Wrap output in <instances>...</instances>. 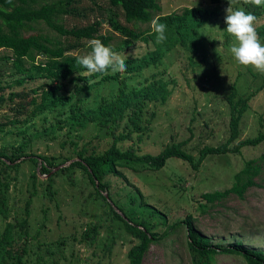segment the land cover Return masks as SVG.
Masks as SVG:
<instances>
[{
	"label": "rangeland",
	"instance_id": "rangeland-1",
	"mask_svg": "<svg viewBox=\"0 0 264 264\" xmlns=\"http://www.w3.org/2000/svg\"><path fill=\"white\" fill-rule=\"evenodd\" d=\"M159 2V13L217 3L211 0ZM76 5L82 14H63L61 20L66 26L86 24L97 18L101 31L114 34L112 42L117 44L114 52L130 57L149 48L141 39L123 44V35L111 28L107 18L117 11L120 21L137 31L148 28L151 21L127 22L108 0H80ZM218 5L221 8L218 16L198 26L200 37L194 50L177 44L158 63L138 71L121 73L109 68L104 73H94L87 80L67 78L63 81V92H74L86 106L94 107L104 98H113L122 82L140 86L152 78L166 80L170 94L165 102L147 106V120L143 119L146 127L134 132L133 139L118 140L121 147L130 145L143 152L155 153L166 143L181 140L183 148L197 156L203 144L226 141L230 118L226 94L232 83L238 94L249 95V98L240 118L239 135L229 144L264 130V74L251 66L240 65L233 58L230 47L235 38L226 32L225 9L230 5L233 10H245L249 4H244L243 0H220ZM249 12L256 17L254 27L264 45V31L257 29L264 25V6ZM39 26L57 35L43 22L36 27ZM0 51L11 53L6 48ZM89 51L85 45L70 50L80 55ZM10 63L9 58L0 59L3 84L13 78L5 71ZM82 73L90 74L87 70ZM25 84L29 94L37 96L38 92L31 91L36 82ZM15 100L16 104L11 101L0 107V148L16 145L24 136H31L26 154L48 155L54 164L50 174L40 172L41 159L36 162L31 155H21L18 162L8 168L9 214L6 218L0 216V232L7 220L20 219L28 207V251L24 254V264H127V250L138 238L126 230L115 210L123 214V218L135 221L144 218L154 224L152 229L158 233L190 212L196 227L208 235L213 244L240 241L244 246L264 252V160L261 157L264 140L245 144L239 152L208 154L197 168L177 156L168 157L159 168H147L139 162L122 163L119 174L108 173L102 179L106 189L97 190L84 168L71 162L78 157L77 153L100 152L106 148L112 140L108 129L90 121L74 130H68L65 125L56 127L53 136L42 134L40 129L61 116L68 104L30 115L29 106L26 110L17 109L26 99ZM249 158L262 162L260 173L254 177L260 184L249 186L242 197L230 194L202 208L200 193L229 186L234 173ZM49 178L52 179L51 197L47 191ZM186 239L184 227L163 235L149 245L142 264H196L190 257ZM211 264L248 263L240 254L219 252L213 255Z\"/></svg>",
	"mask_w": 264,
	"mask_h": 264
},
{
	"label": "trees",
	"instance_id": "trees-1",
	"mask_svg": "<svg viewBox=\"0 0 264 264\" xmlns=\"http://www.w3.org/2000/svg\"><path fill=\"white\" fill-rule=\"evenodd\" d=\"M79 1L0 0V48L11 51L10 54L0 51V59L9 58L11 60L5 71L8 77L13 76L10 82L4 84L2 83L4 78L0 77V107L11 101L16 104L15 99L20 101L25 98L26 101L20 102L17 109L21 110L29 106L27 113L35 115L67 103L68 106L62 111L61 116L55 117L53 121L40 129L42 134L51 133L50 136L54 135L56 127L61 128L65 125L68 130H74L86 126L90 121H96L101 127L108 129L112 140L106 148L100 152L92 150L88 153H77L78 157L71 162V164L84 168L97 190L106 189L102 179L108 173L119 174V166L122 163L139 162L147 168H159L165 164L168 157L177 156L188 161L192 168H197L208 154L239 152L245 144H257L264 140V130H261L253 136L238 138L233 144H229L239 135L240 118L248 105L249 98V95L238 94L236 85L232 83L226 94L230 107L229 137L226 141L218 144H203L198 149L197 156L185 150L181 140L166 143L155 153L138 151L130 145L121 147L118 140L136 137L134 132L142 131L146 127L143 119L147 120L145 116L149 110L147 106L152 103L165 102L170 94V88L168 82L162 78H152L140 86H128L122 82L113 98H104L94 107L86 106L74 92H63L65 79L87 80L93 76V74L82 73L86 69L76 62V57L81 55L70 52L71 48L85 45L91 50L88 43L93 38L101 40L113 51L117 48V44L112 42L114 34L101 31V23L97 18L81 25L66 26L63 23L61 17L65 13L82 14V10L76 5ZM211 1L217 3L212 6L201 4L184 6L180 12L159 13L161 9L159 0H108L122 13L127 22L151 21L159 17V22L167 26V39L162 43H157L156 35L149 34L150 26L137 31L120 21L117 11L107 18L111 28L123 35V44L141 39L150 45L144 53L126 57L125 72L138 71L158 63L164 54L177 44L194 50L197 39L200 37L198 26L216 18L220 12L221 8L218 5L220 0ZM254 8L255 6L248 5L245 11L250 13L249 10ZM40 22L55 30L57 35L43 31L40 26L36 27ZM257 29L263 32L264 25H260ZM69 37L72 39L69 40ZM82 39L87 42H82ZM106 76L110 75L106 74ZM32 82L37 84L31 88L32 92H38L37 96H32L26 89L27 84L25 83ZM18 84L21 86L18 87ZM30 137L24 136L16 145L0 148L1 217L6 218L9 214L7 189L10 172L8 168L14 166L21 155H31L30 158L36 162L41 159L40 172L50 174L54 166L48 155L26 154ZM73 142L76 143V141ZM261 157L264 160V153ZM261 169L262 162L256 161V158L247 159L244 165L234 173V179L229 186L201 192L200 196L203 201H200L199 205L204 208L208 203L220 201L230 194L242 197L249 186L260 184L254 177L260 173ZM51 183L52 179L49 178L47 186L49 197L52 196L53 191ZM141 202L152 207V204L143 199ZM118 209L123 212L122 207L119 206ZM28 213V207H26L23 217L5 222L0 232V264H24V254L28 251L26 244ZM114 213L123 219L126 230L138 238V241L127 250V264H142V258L153 241L170 232H176L180 227H184L187 236L186 245L191 259L196 264H211L213 255L219 252L240 254L248 264H264L262 250L244 246L240 241H233L226 245L213 244L210 237L196 227L190 212L167 224L159 233L152 229L154 224L147 223L144 218L135 221L123 218V214L116 210Z\"/></svg>",
	"mask_w": 264,
	"mask_h": 264
},
{
	"label": "clouds",
	"instance_id": "clouds-1",
	"mask_svg": "<svg viewBox=\"0 0 264 264\" xmlns=\"http://www.w3.org/2000/svg\"><path fill=\"white\" fill-rule=\"evenodd\" d=\"M244 4L255 7L264 6V0H243ZM226 11V32L235 38L230 47L233 58L242 66H251L264 74V45L261 44L254 27L256 17L243 9L233 10L229 5ZM155 17L150 22L151 32L156 35V42H164L166 37V24L159 22ZM91 49L87 54L76 57V62L88 73H104L109 68L113 72H125L126 57L114 52L110 46H105L101 40L93 38L89 41Z\"/></svg>",
	"mask_w": 264,
	"mask_h": 264
},
{
	"label": "water",
	"instance_id": "water-1",
	"mask_svg": "<svg viewBox=\"0 0 264 264\" xmlns=\"http://www.w3.org/2000/svg\"><path fill=\"white\" fill-rule=\"evenodd\" d=\"M107 198H109V197H107Z\"/></svg>",
	"mask_w": 264,
	"mask_h": 264
}]
</instances>
